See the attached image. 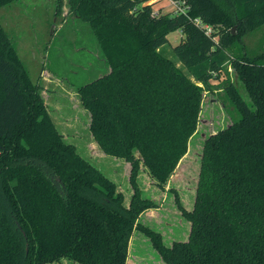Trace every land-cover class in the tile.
<instances>
[{
    "label": "trees",
    "instance_id": "1",
    "mask_svg": "<svg viewBox=\"0 0 264 264\" xmlns=\"http://www.w3.org/2000/svg\"><path fill=\"white\" fill-rule=\"evenodd\" d=\"M152 1L68 0L105 66L78 98L99 149L130 164L128 205L57 131L0 25V264H126L134 230L165 264H264V51L244 41L264 25V0H172L177 9L167 13ZM175 31L186 74L160 53ZM215 82L238 118L205 140L193 208L170 191L190 231L166 246L139 222L158 204L141 195L138 175L143 168L164 190Z\"/></svg>",
    "mask_w": 264,
    "mask_h": 264
},
{
    "label": "rangeland",
    "instance_id": "2",
    "mask_svg": "<svg viewBox=\"0 0 264 264\" xmlns=\"http://www.w3.org/2000/svg\"><path fill=\"white\" fill-rule=\"evenodd\" d=\"M58 1L60 12L56 9ZM151 3L154 11L162 13L177 9L170 0H153ZM0 25L13 43L43 102H46L45 106L57 131L67 143L75 146L83 159L91 160L92 163L89 162L95 168L113 181L115 174L112 178L111 169L104 168L103 164L96 161L98 154L91 149L94 146L88 129L89 113L81 106L75 91L105 74L101 52L89 26L73 17L68 0H16L0 8ZM181 37L179 31L170 33L167 36L168 43L160 48V53L176 63L186 74V69L177 61L172 51L180 43ZM244 41L250 51H264V25L248 34ZM229 76L234 79L232 69H229ZM221 85L215 82L212 84L213 90L204 93L195 133L189 139L187 153L177 167L179 176L182 172L184 177L181 176V179L175 175L173 178V173L164 186V190L168 189L166 192L151 182L153 180L146 174V170L140 171L138 185L141 195L152 199L158 207L150 209L148 214L144 211L139 222L159 232L166 246L176 241H186L190 231V223L182 217L174 194L170 191L178 189L176 192L182 206L186 210L193 208L203 144L210 135L226 128L238 118L233 110H227L221 105ZM240 92L249 103L248 97L244 96L246 92L241 88ZM106 158L112 159L108 156ZM126 182L125 185L129 186L128 177ZM124 193L126 195L125 189ZM127 257L129 264H165L149 238L138 230H134L130 239ZM51 264L77 263L61 259Z\"/></svg>",
    "mask_w": 264,
    "mask_h": 264
},
{
    "label": "crops",
    "instance_id": "3",
    "mask_svg": "<svg viewBox=\"0 0 264 264\" xmlns=\"http://www.w3.org/2000/svg\"><path fill=\"white\" fill-rule=\"evenodd\" d=\"M104 72H105V69H104ZM76 91V90H75ZM76 93H77V91H76ZM45 103V105H46V102H44ZM89 121H90V116H89ZM88 129H89V125H88ZM89 133H90V131H89ZM90 140H91V142H92V144H93V146L94 147H91V149L92 150H94V151H96L97 152V154H98V157H97V159H96V161L98 160V162H100L101 164H103V166H104V168H110L111 169V177L113 178V174H115V177L113 178V182L116 184V186H117V189H118V191H120L122 194H123V196H124V203L126 202V205H128V203H129V201H130V198H131V196H132V188H131V186H130V183H129V173H130V164L128 163V162H126L125 160H122V159H117V158H114V157H110V156H108V157H110V158H112L111 160L110 159H107L106 157H107V155H105L100 149H99V147L97 146V144H96V142L93 140V138H92V136H91V134H90ZM90 149V150H91ZM87 151H88V149H87ZM86 151V152H87ZM87 154V156L89 157L90 156V154L89 153H86ZM113 159H116V160H113ZM113 160V161H112ZM91 163H92V161L91 160H89ZM122 162H124V163H122ZM178 165H179V163H178ZM112 167H114V169H112ZM98 169V168H97ZM99 170V169H98ZM142 170H144L143 168H141V171ZM99 171H101V170H99ZM121 171V172H120ZM123 171L125 172V171H127V173L125 172L124 174H123ZM102 172V171H101ZM147 172V171H146ZM146 174H148V173H146ZM141 175V173H139V175H138V179H139V176ZM149 175V174H148ZM178 176L179 178H183L184 177V175L182 174V172L180 173V176H179V173H178V171H177V169L175 170V172H174V175H172V177L174 178V176ZM181 176H183V177H181ZM127 177H128V183H129V186L128 185H125V182H126V179H127ZM178 178V179H179ZM186 180V179H185ZM153 184H156L154 181H151ZM120 184V185H119ZM126 184H127V182H126ZM121 186V187H120ZM124 187V189H125V191H126V195H125V193H124V189H123V187ZM187 188V187H186ZM185 188V191L187 190ZM159 190V189H158ZM174 190H178V189H174ZM188 190H189V188H188ZM163 191H168V189H166L165 188V190H163ZM165 192H162V194H164ZM189 193V192H188ZM182 194H185V192H183ZM187 194V193H186ZM125 196H126V198H125ZM129 197V198H128ZM128 199V200H127ZM180 201H181V199H180ZM182 204V203H181ZM149 211H151V210H148V211H146V214H148L149 213ZM144 213V212H143ZM142 213V214H143ZM141 214V215H142ZM145 214V215H146ZM140 215V216H141ZM133 235V234H132ZM132 237V236H131ZM131 239V238H130ZM129 242H130V240H129ZM128 248H129V243H128ZM127 256H128V249H127ZM128 258V257H127ZM126 264H129L128 263V259H126Z\"/></svg>",
    "mask_w": 264,
    "mask_h": 264
},
{
    "label": "water",
    "instance_id": "4",
    "mask_svg": "<svg viewBox=\"0 0 264 264\" xmlns=\"http://www.w3.org/2000/svg\"><path fill=\"white\" fill-rule=\"evenodd\" d=\"M234 30H235V28L232 29V32H234ZM100 77H101V76H100ZM202 151H203V149H202ZM185 155H186V154H185ZM183 157H184V156H183ZM201 158H202V153L200 154V161H201ZM180 161H181V160H180ZM180 161H179V162H180ZM177 167H178V165H177ZM177 167H176V169H177ZM176 169H175V170H176ZM175 170H174V172H175ZM199 170H200V164H199ZM174 172H173V173H174ZM198 175H199V171H198V173H197V182H196V186H195V188H194V189H195V193H196V190H197ZM195 195H196V194H195ZM193 205H194V204H193Z\"/></svg>",
    "mask_w": 264,
    "mask_h": 264
},
{
    "label": "built area",
    "instance_id": "5",
    "mask_svg": "<svg viewBox=\"0 0 264 264\" xmlns=\"http://www.w3.org/2000/svg\"><path fill=\"white\" fill-rule=\"evenodd\" d=\"M175 6H178V3L175 1L170 0Z\"/></svg>",
    "mask_w": 264,
    "mask_h": 264
},
{
    "label": "flooded vegetation",
    "instance_id": "6",
    "mask_svg": "<svg viewBox=\"0 0 264 264\" xmlns=\"http://www.w3.org/2000/svg\"><path fill=\"white\" fill-rule=\"evenodd\" d=\"M189 236V235H188Z\"/></svg>",
    "mask_w": 264,
    "mask_h": 264
}]
</instances>
